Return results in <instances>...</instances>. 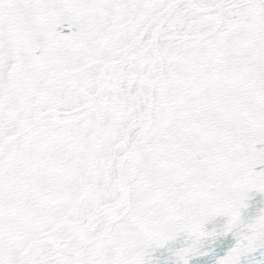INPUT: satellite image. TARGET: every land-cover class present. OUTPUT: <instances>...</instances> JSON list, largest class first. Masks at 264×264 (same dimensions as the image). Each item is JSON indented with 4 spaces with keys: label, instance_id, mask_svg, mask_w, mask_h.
<instances>
[{
    "label": "snow or ice",
    "instance_id": "snow-or-ice-1",
    "mask_svg": "<svg viewBox=\"0 0 264 264\" xmlns=\"http://www.w3.org/2000/svg\"><path fill=\"white\" fill-rule=\"evenodd\" d=\"M0 264H264V0H0Z\"/></svg>",
    "mask_w": 264,
    "mask_h": 264
}]
</instances>
